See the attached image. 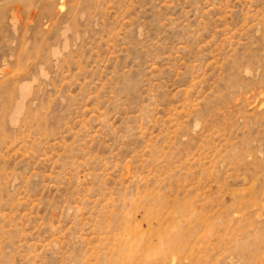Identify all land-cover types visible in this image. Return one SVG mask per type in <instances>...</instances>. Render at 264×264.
I'll list each match as a JSON object with an SVG mask.
<instances>
[{
	"label": "rangeland",
	"instance_id": "rangeland-1",
	"mask_svg": "<svg viewBox=\"0 0 264 264\" xmlns=\"http://www.w3.org/2000/svg\"><path fill=\"white\" fill-rule=\"evenodd\" d=\"M0 264H264V0H0Z\"/></svg>",
	"mask_w": 264,
	"mask_h": 264
}]
</instances>
